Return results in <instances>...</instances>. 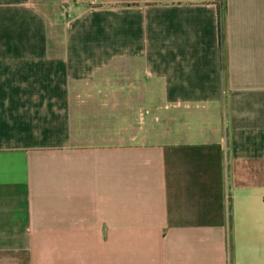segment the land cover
I'll return each mask as SVG.
<instances>
[{"label":"crops","instance_id":"0c3cea01","mask_svg":"<svg viewBox=\"0 0 264 264\" xmlns=\"http://www.w3.org/2000/svg\"><path fill=\"white\" fill-rule=\"evenodd\" d=\"M64 5L0 0V264H264V0Z\"/></svg>","mask_w":264,"mask_h":264},{"label":"rangeland","instance_id":"374dc122","mask_svg":"<svg viewBox=\"0 0 264 264\" xmlns=\"http://www.w3.org/2000/svg\"><path fill=\"white\" fill-rule=\"evenodd\" d=\"M56 1L62 3L63 7H65L64 1L66 2L67 6H70V5H72L76 1H77V3L79 5H82V3H83L84 0H56ZM51 13H52V11L47 12V14H49V15ZM54 31H55L54 34L59 37L61 35V33H62V26L61 25H57L54 28ZM131 69H132V71H131L132 73H134L137 70L136 67H135V65H133V67H131Z\"/></svg>","mask_w":264,"mask_h":264}]
</instances>
